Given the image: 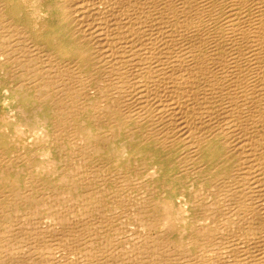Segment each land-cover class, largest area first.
<instances>
[{
    "label": "bare ground",
    "instance_id": "obj_1",
    "mask_svg": "<svg viewBox=\"0 0 264 264\" xmlns=\"http://www.w3.org/2000/svg\"><path fill=\"white\" fill-rule=\"evenodd\" d=\"M56 2L62 35L0 0L36 103L28 142L0 126V264H264V0Z\"/></svg>",
    "mask_w": 264,
    "mask_h": 264
},
{
    "label": "rangeland",
    "instance_id": "obj_2",
    "mask_svg": "<svg viewBox=\"0 0 264 264\" xmlns=\"http://www.w3.org/2000/svg\"><path fill=\"white\" fill-rule=\"evenodd\" d=\"M15 2H16V4L19 6V7H21V8H23L22 10V13L27 17V20L29 21V24H31V26L33 25V23H35V21L37 22V24L38 25H41L42 24V19L44 20V22H43V25H42V28H44V29H46V30H48V31H52V32H54L53 34H55V33H57L58 35H62V33H63V29H64V25H63V20H62V16H61V14H60V11H61V9H60V3H57L56 1L57 0H50L49 2H48V4H50L51 5V7L50 8H48L49 10H45V8H44V5L43 4H40V2H39V4H38V0H14ZM23 6V7H22ZM33 7H36V8H38V9H40V10H42L41 11V13L43 12V10H44V13L42 14L43 16H44V18H43V16L41 17V18H35V17H33V15L30 17V15H31V13H30V11H32L33 10ZM30 10V11H29ZM47 21V22H46ZM52 25H53V27H52ZM50 29V30H49ZM74 30V28H71V31H73ZM56 31V32H55ZM74 41H76V40H74ZM4 79H6L5 78V76H1L0 75V126H2L3 125V127L6 129V133L7 134H9L11 137H15V139H17L18 140V142H23V141H25V143L26 142H28L31 138H32V136L33 135H35V134H33V133H31V131L32 132H34L35 131V128H34V118L32 117L33 116V111H34V108H35V105H36V103H35V101H34V99L33 98H28V97H24L23 96V93H21V92H17L16 94H14V93H12V91L11 90H14V88H12L11 86H10V84H8L7 82H5L4 81ZM5 90V91H4ZM2 96V97H1ZM6 99V100H5ZM13 99V100H12ZM4 100V101H3ZM2 101L4 102V103H2ZM7 101V102H6ZM19 103V104H18ZM7 104V105H6ZM17 104L18 105H20V106H24L25 107V109H26V113L25 114H23V115H19V113H16V107H17ZM12 108V109H11ZM3 110V111H2ZM12 110V111H11ZM9 111V112H8ZM13 112V113H12ZM31 112V114H29ZM4 113V114H3ZM6 114V115H5ZM32 115V116H31ZM19 118V119H18ZM33 120H32V119ZM6 120L7 121H9V122H11V124L9 123V122H6ZM17 120V121H16ZM26 120L27 121H29L28 123L26 122ZM23 121V122H22ZM26 123H25V122ZM31 121V122H30ZM2 122H3V124H2ZM5 122H6V124H5ZM13 122V123H12ZM14 122H15V124H14ZM20 122V123H19ZM31 124V125H30ZM18 125L19 126H22V127H18ZM24 125H25V128H24ZM28 125V126H27ZM33 125V126H32ZM7 126V127H6ZM12 126V127H11ZM17 127V128H16ZM31 127V128H30ZM21 128V129H20ZM27 128H29L30 130V133H29V131H28V129ZM124 128V127H123ZM10 129V130H9ZM8 130V131H7ZM16 130H18V131H16ZM22 132H21V131ZM27 130V131H26ZM10 131H14V132H12V134H11V132ZM9 132V133H8ZM20 132V133H19ZM27 134H29V136L27 135ZM15 135V136H14ZM19 135V136H18ZM32 135V136H31ZM31 136V137H30ZM22 137V138H21ZM23 137H25V139L23 138ZM30 137V138H29ZM126 137V136H125ZM117 137H115V139H116ZM29 139V140H28ZM123 141V140H125V138H124V135H122L121 137H118V139H116V143L115 144H117L118 142H120L121 140ZM127 140H128V138H126ZM115 141V140H114ZM24 143V142H23ZM115 144H113V147H114V149H115V147L117 148V145H115ZM115 145V146H114ZM113 147H112V149H113ZM118 147H119V145H118ZM108 152V153H107ZM104 151V153H106V155H107V157L109 158L110 157V162L112 163V161H113V164H111V166L112 167H114L115 166V160H114V155H111L110 153H111V151ZM113 158V160L111 161V159ZM196 186H198V185H191V188L192 189H189V188H187V189H185L184 190V192H183V194H178L179 196L180 195H182V196H178V195H176V197H175V199H180L181 197H182V201H183V199H184V202L186 201V202H188V203H190V202H193L192 200L194 199V196H196V199H198V198H200L199 200H198V202L200 203V200H202V201H206V200H209V199H214L215 198V192L212 190V191H210L209 190V192L207 193V192H205V193H207V194H205L204 193V191H205V189L206 188H204V189H197L198 187H196ZM193 189H196L195 191H193ZM200 191V192H199ZM197 192V193H196ZM134 193H135V191H134ZM134 193H132V195H134ZM190 196H189V195ZM199 194V195H198ZM203 194V195H202ZM193 195V196H192ZM207 195H210V196H207ZM212 195L214 196V197H212ZM135 196V195H134ZM178 196V197H177ZM189 196V197H188ZM210 197V198H209ZM187 198V199H186ZM204 198V199H203ZM183 203V202H182ZM187 204V203H186ZM186 204L184 205V206H186ZM127 208H125V210H126ZM194 210H193V212H197V213H199L200 211H198V210H200L201 208H200V206H198V207H194L193 208ZM198 209V210H197ZM127 210H129V209H127ZM125 211V212H118L116 215H114L116 218H117V220H122L121 222H123V221H127V222H129V219H130V223L132 222V219H131V217H130V212L128 213V211ZM130 211V210H129ZM195 212V213H196ZM123 213L125 214V215H123ZM126 213H128L127 215H126ZM118 216V217H117ZM126 216V217H125ZM130 217L129 219H128V217ZM120 217H122V218H120ZM124 218H126V219H128V220H126V219H124ZM176 236V235H175Z\"/></svg>",
    "mask_w": 264,
    "mask_h": 264
}]
</instances>
